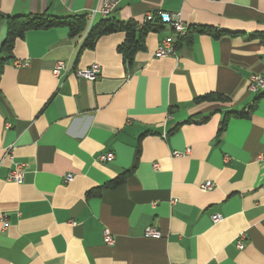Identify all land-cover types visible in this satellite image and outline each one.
Wrapping results in <instances>:
<instances>
[{"label": "crops", "instance_id": "obj_1", "mask_svg": "<svg viewBox=\"0 0 264 264\" xmlns=\"http://www.w3.org/2000/svg\"><path fill=\"white\" fill-rule=\"evenodd\" d=\"M100 3L0 0V13L67 17ZM160 12L186 29L161 22L132 66L118 52L123 33L93 50L83 49L86 32L64 28L15 41L0 76V264H264V97L249 89L264 76V43L250 38L264 34V0H120L110 18L143 24ZM6 37L3 23L0 49ZM168 38L176 55L156 57ZM59 61L69 71L58 79ZM93 65L95 81L74 73ZM209 94L230 100L196 102ZM251 106L219 134L227 113ZM17 165L22 183L9 180ZM125 172L123 185L105 188ZM148 229L162 238L146 239Z\"/></svg>", "mask_w": 264, "mask_h": 264}, {"label": "trees", "instance_id": "obj_2", "mask_svg": "<svg viewBox=\"0 0 264 264\" xmlns=\"http://www.w3.org/2000/svg\"><path fill=\"white\" fill-rule=\"evenodd\" d=\"M3 23H5L7 26V37L0 49V55L2 56L0 61V76L3 72L5 63L14 60L13 52L15 41L17 39L24 38L25 34L30 31L64 28L68 30L69 36L72 38L80 36L86 32L83 49L88 50H93L97 41L102 37L123 33L125 34V41L121 46H119L118 52L123 57L124 63L127 66H132L135 55L139 52H143L146 49L147 36L150 33H159L163 29L162 23L158 18V14L155 15V18L152 22H144L143 24L134 20L123 23L108 17L100 18L90 25L88 14L71 15L67 17H51L47 16L46 14L10 17L0 13V25ZM194 31L201 34L211 35L214 38H219L224 35H229L231 37L239 36V34L217 32L208 28L196 29ZM250 38L260 39L264 43V34L254 35ZM262 97H264V93L259 95V98ZM229 100L230 99L228 97L223 95L209 94L198 98L196 102H227ZM253 108L254 106H251V108L248 110L243 109L241 111L227 113L220 123L219 134L225 130L230 120L247 118ZM210 117L211 115L203 117L200 120V123H205L210 119ZM129 175L130 172L121 174L108 185H106L105 188L115 189L123 185ZM90 194L97 195L99 192L93 191L90 192Z\"/></svg>", "mask_w": 264, "mask_h": 264}, {"label": "built area", "instance_id": "obj_3", "mask_svg": "<svg viewBox=\"0 0 264 264\" xmlns=\"http://www.w3.org/2000/svg\"><path fill=\"white\" fill-rule=\"evenodd\" d=\"M206 1L214 2L217 0H206ZM119 3H120V0H101L99 7L96 8V10L91 11V13L88 14L89 15L88 17L91 20V22L95 20L96 16H100L101 18H108L118 9ZM154 18H155V15L150 14L146 17L144 22H152ZM158 18L163 24H167L171 26L175 30V32L179 34H182L184 30L186 29L185 25L180 19V15H172V14L160 12L158 13ZM155 55L158 58H166L169 56L176 55L174 46L169 38L164 39L160 43ZM68 71L69 70L67 68V64L64 63L63 61H59L57 62L55 68L53 69V75L59 79L61 78L63 74L68 73ZM74 73L78 78H84L90 81H95L100 76L101 69L98 65H93L86 69L76 70ZM249 83H250L249 89L251 92L255 94L264 93V76L254 74L250 77ZM163 138H166V136L163 135ZM174 156L180 157L182 155L179 153H174ZM113 158H114V155L112 153H108L106 155L101 156V160L103 162L110 161ZM154 167L157 169L158 165L155 164ZM24 176H25V173L23 171V167L17 165L14 171L11 172L9 180L15 183H22L24 180ZM73 180H74V176L72 174H68L65 177V183H70ZM213 186L214 185L212 183H206L200 186V190H202L203 192L210 191L213 189ZM212 219L214 223L221 221L220 216H214ZM144 237L146 239H152V240H160L162 238L161 234L153 229H148L145 232ZM243 239H244V234L240 236L239 241H238V248L240 250H243L244 248ZM105 242L108 245L114 244V240L107 233L105 234Z\"/></svg>", "mask_w": 264, "mask_h": 264}, {"label": "bare ground", "instance_id": "obj_4", "mask_svg": "<svg viewBox=\"0 0 264 264\" xmlns=\"http://www.w3.org/2000/svg\"><path fill=\"white\" fill-rule=\"evenodd\" d=\"M158 14V13H157ZM156 15V14H155ZM173 46H174V44H173ZM175 47V46H174ZM175 49V48H174ZM176 50V49H175Z\"/></svg>", "mask_w": 264, "mask_h": 264}]
</instances>
